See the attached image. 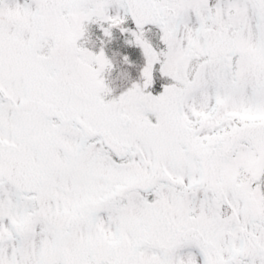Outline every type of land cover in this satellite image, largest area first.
Wrapping results in <instances>:
<instances>
[{
	"label": "snow or ice",
	"instance_id": "snow-or-ice-1",
	"mask_svg": "<svg viewBox=\"0 0 264 264\" xmlns=\"http://www.w3.org/2000/svg\"><path fill=\"white\" fill-rule=\"evenodd\" d=\"M0 264H264V0H0Z\"/></svg>",
	"mask_w": 264,
	"mask_h": 264
},
{
	"label": "rangeland",
	"instance_id": "rangeland-1",
	"mask_svg": "<svg viewBox=\"0 0 264 264\" xmlns=\"http://www.w3.org/2000/svg\"><path fill=\"white\" fill-rule=\"evenodd\" d=\"M90 34H91V43L88 45V47L91 50L93 48L96 49V50H99L100 47H101V44L100 43L94 44L93 40L96 41L99 38H103L102 33L99 31V29L96 26L93 25V26L90 27ZM120 36L121 35H120V33L118 31H114V38H117V37H120ZM92 44H94V45H92ZM104 49H105L106 55L110 59H112L113 63L116 65L115 70L112 73L113 78L116 79L117 77H119L118 79H120V78L123 79L122 76H121V73L122 72H128V67L123 65L122 62L119 59L120 54H121V50H120V48L118 46V43L115 42V41H113L111 43H107L104 46ZM134 50L137 51L136 53L140 54L138 49L134 48ZM134 60H136V56H134ZM136 75H137L136 71L131 73L132 79H135ZM109 80H110L112 86L117 89V94L119 93L120 90L125 88L127 86V84H128V81L125 80V79H123L124 82L122 80H120L119 82L114 80L115 81L114 82V81H111V77H109Z\"/></svg>",
	"mask_w": 264,
	"mask_h": 264
},
{
	"label": "clouds",
	"instance_id": "clouds-1",
	"mask_svg": "<svg viewBox=\"0 0 264 264\" xmlns=\"http://www.w3.org/2000/svg\"><path fill=\"white\" fill-rule=\"evenodd\" d=\"M83 27V22L82 21H72L70 24H68L69 31L67 33V38L69 42L75 43L76 39L79 38L81 35V29ZM94 80L96 82V86L99 91L104 90V80H105V75L104 73L107 71V66L104 65L102 62L98 63V66L96 69L92 70Z\"/></svg>",
	"mask_w": 264,
	"mask_h": 264
},
{
	"label": "flooded vegetation",
	"instance_id": "flooded-vegetation-1",
	"mask_svg": "<svg viewBox=\"0 0 264 264\" xmlns=\"http://www.w3.org/2000/svg\"><path fill=\"white\" fill-rule=\"evenodd\" d=\"M129 26L130 27H134L133 25H131V22L129 21ZM103 38H99L98 40H96V41H94V44H97V43H100V41L102 40ZM113 41H115V42H117L118 43V46H119V48H120V50H121V54H120V57H119V59H120V61L122 62V57L124 56V55H127V56H129L130 57V60L133 62V64H135L136 66H137V68L142 64V58H141V55L140 54H138V53H136L137 51H135L134 50V48H129L128 46H126L125 44H124V37H122V36H120V37H117V38H114L113 40H112V42ZM93 44V45H94ZM94 49V48H93ZM96 50V49H95ZM97 51H99V50H97ZM134 56H136V60H134ZM123 64V63H122ZM124 65V64H123ZM126 66V65H125ZM128 67V66H127ZM136 70H134V69H129L128 68V72H131V73H133V72H135ZM137 72V71H136Z\"/></svg>",
	"mask_w": 264,
	"mask_h": 264
}]
</instances>
